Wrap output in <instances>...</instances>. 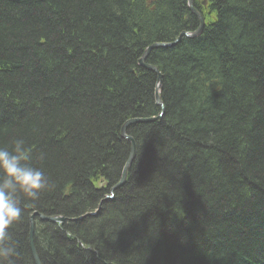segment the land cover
<instances>
[{
    "label": "trees",
    "instance_id": "obj_1",
    "mask_svg": "<svg viewBox=\"0 0 264 264\" xmlns=\"http://www.w3.org/2000/svg\"><path fill=\"white\" fill-rule=\"evenodd\" d=\"M0 0V146L23 138L55 184L33 211L40 264H264V0ZM44 153V159L37 157ZM103 173V174H102ZM31 212V213H30ZM93 222L84 226L85 220ZM89 246L91 249H84Z\"/></svg>",
    "mask_w": 264,
    "mask_h": 264
},
{
    "label": "clouds",
    "instance_id": "obj_2",
    "mask_svg": "<svg viewBox=\"0 0 264 264\" xmlns=\"http://www.w3.org/2000/svg\"><path fill=\"white\" fill-rule=\"evenodd\" d=\"M44 155L37 158L43 160ZM31 159L32 147L23 138L0 146V264H16L20 256L9 229L22 219V203H34L55 188L42 168L29 163Z\"/></svg>",
    "mask_w": 264,
    "mask_h": 264
},
{
    "label": "bare ground",
    "instance_id": "obj_3",
    "mask_svg": "<svg viewBox=\"0 0 264 264\" xmlns=\"http://www.w3.org/2000/svg\"><path fill=\"white\" fill-rule=\"evenodd\" d=\"M194 0H192V2H191V8L189 7V4L187 3V5H188V8L189 9H191V10H193V8H194ZM189 33V31L188 30H184V31H182V32H180L178 35H177V37H175V39H173L172 41H170L169 43H164V45H160V42H153V43H151V44H149V45H147L146 47H145V50H144V52L146 51V52H150L153 48H156V47H163V46H171V45H173V44H175L176 42H178V40L181 38V36L183 37V36H186V37H188V34ZM144 52H143V54L142 55H144ZM142 55H141V57H142ZM148 55V54H147ZM147 55L145 56V58L147 57ZM141 57H139V60L140 61H142L143 62V64H147V63H145V58L144 59H141ZM139 64L140 65H142L143 67H145L143 64H141L140 62H139ZM146 68V67H145ZM147 69V68H146ZM150 70V69H149ZM152 71H153V73L157 76V75H159L160 74V71H159V68L158 67H155L154 66V69H152ZM161 78V77H160ZM158 106L160 107V111H159V113L157 114V116H155V117H145L144 119L145 120H154L155 118H158V117H160L161 115H162V113H163V110H164V105H163V103H162V101H161V104H158ZM125 136H123L127 141H129V143H130V139L133 141V138H132V136H129V135H127L126 134V132H125V134H124ZM133 144H134V142H133ZM132 161V160H131ZM103 174V173H102ZM126 176V175H125ZM124 176V179L123 180H121V178L114 184V185H112L111 187H110V189L108 190V192L106 193V194H100L99 193V191H97V186H96V184L98 185V183L99 184H101V185H104V184H107V182L106 181H104L102 178H103V176H101L102 178H92V177H87L86 178V181H87V183L89 184V186L91 187V189H93V191H95V192H91V193H87V194H85L84 195V197L82 196V199H94V198H97V199H102V198H106L107 196H113V191L115 190V188H117L118 186H120L124 181H125V179H126V177ZM31 213V212H30ZM54 217L55 216H50V215H47V214H44V213H41V212H38V211H33L30 215H29V217H28V223H29V232H28V240H29V245H30V240L32 241V239H33V227L35 226V225H40L41 223H43V222H47V221H56V222H58V223H61V222H63V221H65V220H70V218L71 217H64V216H62L63 217V219L62 220H55L54 219ZM85 220V219H84ZM84 224V226H90L91 224H93V222H91V221H89V220H85V222L83 223ZM78 242L79 243H81V244H83L82 242H80V240H78ZM32 244H33V241H32ZM85 244H83V246H84ZM33 248H34V244H33ZM84 249H91L89 246H84L83 247ZM35 250V249H34Z\"/></svg>",
    "mask_w": 264,
    "mask_h": 264
},
{
    "label": "water",
    "instance_id": "obj_4",
    "mask_svg": "<svg viewBox=\"0 0 264 264\" xmlns=\"http://www.w3.org/2000/svg\"><path fill=\"white\" fill-rule=\"evenodd\" d=\"M191 2H192V0H188V4H189V7H190V8H191ZM190 10H191V9H190ZM192 11H193V12L196 14V16L199 18L200 24H199V27H198L197 29H195V30H193V31H189V33L187 34L188 37H193V36L197 35V34L201 31L202 26H203V19H202V17L200 16V14H198V13H197L196 11H194V10H192ZM165 44H166V43H165ZM160 45H164V43H160ZM147 54H148V52L145 51V52H144V55H142L141 59H144L145 56H146ZM139 62H140L141 64H143L142 61L139 60ZM143 65H144L147 69H150V70L154 69V66H153V65H150V64H143ZM160 88H161V78H160V74H159V75L156 76V84H155V89H154V96H155V100H156V103H157V104H161V101H160V99H159V94H158ZM140 120H145V119H130V120L126 121V122L124 123V125L122 126V128H121V135L125 136V135H124V134H125V129H126V126H127L128 124H130V123L133 122V121H140ZM150 120H151V119H150ZM134 153H135V146H134V144H133V141L130 139V151H129L128 159H127L126 163L124 164V167H123V170H122L121 180L124 179V176H125V174H126V168H127V166L129 165V163L131 162V160H132V158H133V156H134ZM54 219H55V220H62L63 217H62V216H55ZM30 248H31L32 253H33V259H34V261H35V264H40V262H39V260H38V256H37V254H36V251H35L34 248H33V244H32V241H31V240H30Z\"/></svg>",
    "mask_w": 264,
    "mask_h": 264
}]
</instances>
